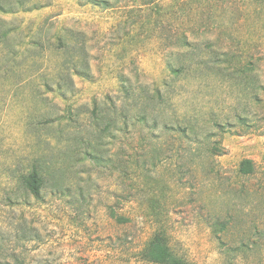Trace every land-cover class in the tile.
Segmentation results:
<instances>
[{"label": "rangeland", "instance_id": "374dc122", "mask_svg": "<svg viewBox=\"0 0 264 264\" xmlns=\"http://www.w3.org/2000/svg\"><path fill=\"white\" fill-rule=\"evenodd\" d=\"M98 1L0 0V262L153 264L161 230L189 264H264V18L247 76L220 55L245 39L242 6ZM115 110L127 129L99 139ZM74 136L113 162L141 148L146 168L89 160L32 195L23 175L64 165Z\"/></svg>", "mask_w": 264, "mask_h": 264}, {"label": "trees", "instance_id": "16d2710c", "mask_svg": "<svg viewBox=\"0 0 264 264\" xmlns=\"http://www.w3.org/2000/svg\"><path fill=\"white\" fill-rule=\"evenodd\" d=\"M92 2V0H89ZM103 7H111L109 0L98 1ZM230 7L237 5L243 7L242 12H245L247 17L251 19L248 24V29L245 35V39H238L236 37H230V50L220 54L226 57V61L229 64L240 65L243 67L244 72L251 73L254 69L257 61L252 55V38L254 34V23L260 17L264 18V0H227ZM240 10V9H239ZM247 18V19H248ZM182 46H189V41L184 37L179 41ZM239 51V53H237ZM217 62V60H215ZM250 82V81H249ZM121 92L128 97L131 94L134 97V90L132 87L123 86ZM98 121H106V117L101 114L96 118ZM147 122L145 115L135 116V123ZM128 121L117 111L113 113V116L107 122L106 126L99 130V139L104 137L115 138L119 132H124L127 129ZM110 128V129H109ZM156 128V126L154 127ZM73 143L68 145L66 149L60 152V156L64 160V165H56L55 163L47 164L45 162H36L22 177V184L26 189L35 197H40L41 192L49 185L61 184V175L63 172H73L76 167H81L86 161H93L95 166L102 168H111L114 166L122 173H127L129 165H133L134 172L137 173L146 168V159L144 156V150L141 148H135L130 150V153L126 154L125 151L120 150L115 155L113 162L112 155H110L107 149L103 145L92 144L89 147H81V137H73ZM156 158V157H155ZM248 160L241 163V170L245 173L248 171ZM135 175V177H136ZM117 218H121L118 216ZM144 259L153 264H189L182 257L175 255L166 241V235L161 230H156L150 238L147 240L143 249ZM0 264H14L10 261L0 262Z\"/></svg>", "mask_w": 264, "mask_h": 264}]
</instances>
